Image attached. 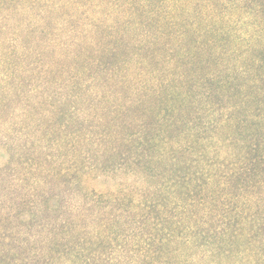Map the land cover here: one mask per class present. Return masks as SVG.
<instances>
[{"label": "trees", "instance_id": "trees-1", "mask_svg": "<svg viewBox=\"0 0 264 264\" xmlns=\"http://www.w3.org/2000/svg\"><path fill=\"white\" fill-rule=\"evenodd\" d=\"M0 158V264H264V0H0Z\"/></svg>", "mask_w": 264, "mask_h": 264}, {"label": "rangeland", "instance_id": "rangeland-1", "mask_svg": "<svg viewBox=\"0 0 264 264\" xmlns=\"http://www.w3.org/2000/svg\"><path fill=\"white\" fill-rule=\"evenodd\" d=\"M3 163H4V160L0 158V165H3ZM94 178L95 180H92V181L89 180L87 183L89 184L90 189H94L97 193H106V191L110 189H115L117 187L116 185L121 183V179H124V177L111 179L108 176H97V175H94ZM129 181L130 180H128V182ZM23 217L25 221L29 219L28 216H23ZM28 264H31V263H28Z\"/></svg>", "mask_w": 264, "mask_h": 264}]
</instances>
